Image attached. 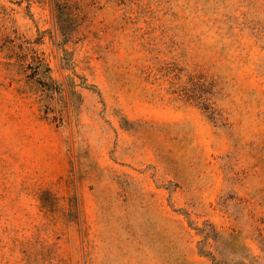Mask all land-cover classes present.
I'll return each mask as SVG.
<instances>
[{
	"label": "rangeland",
	"instance_id": "rangeland-1",
	"mask_svg": "<svg viewBox=\"0 0 264 264\" xmlns=\"http://www.w3.org/2000/svg\"><path fill=\"white\" fill-rule=\"evenodd\" d=\"M67 1L0 0V264H264V0Z\"/></svg>",
	"mask_w": 264,
	"mask_h": 264
},
{
	"label": "trees",
	"instance_id": "trees-1",
	"mask_svg": "<svg viewBox=\"0 0 264 264\" xmlns=\"http://www.w3.org/2000/svg\"><path fill=\"white\" fill-rule=\"evenodd\" d=\"M56 11L57 25L68 31V34H72L75 31L72 30L71 24L78 20L76 16L70 13V5L67 0H52ZM74 27V26H73Z\"/></svg>",
	"mask_w": 264,
	"mask_h": 264
}]
</instances>
